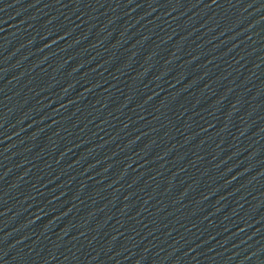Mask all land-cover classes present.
Here are the masks:
<instances>
[{"label":"water","instance_id":"water-1","mask_svg":"<svg viewBox=\"0 0 264 264\" xmlns=\"http://www.w3.org/2000/svg\"><path fill=\"white\" fill-rule=\"evenodd\" d=\"M29 264H264V0H121Z\"/></svg>","mask_w":264,"mask_h":264}]
</instances>
